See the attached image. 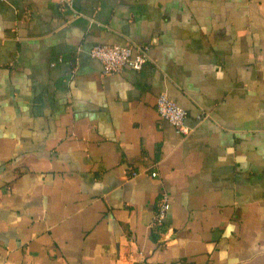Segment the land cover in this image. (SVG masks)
Listing matches in <instances>:
<instances>
[{
    "label": "crops",
    "instance_id": "obj_1",
    "mask_svg": "<svg viewBox=\"0 0 264 264\" xmlns=\"http://www.w3.org/2000/svg\"><path fill=\"white\" fill-rule=\"evenodd\" d=\"M143 259L264 264V0H0V264Z\"/></svg>",
    "mask_w": 264,
    "mask_h": 264
},
{
    "label": "built area",
    "instance_id": "obj_2",
    "mask_svg": "<svg viewBox=\"0 0 264 264\" xmlns=\"http://www.w3.org/2000/svg\"><path fill=\"white\" fill-rule=\"evenodd\" d=\"M62 1L71 2V0ZM90 56L99 60L104 74L117 72L125 66L140 69L149 59L146 46L137 43H95L90 48ZM155 109L159 116L171 123L178 133L188 134L191 131V127L186 123V108L171 98L166 92H160L157 95ZM132 174H135V172L133 171ZM155 174L156 171H153L152 175ZM168 206L169 203L166 198H163L155 217L156 222L160 223L162 221ZM140 264L152 263L143 259Z\"/></svg>",
    "mask_w": 264,
    "mask_h": 264
}]
</instances>
